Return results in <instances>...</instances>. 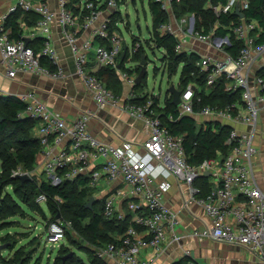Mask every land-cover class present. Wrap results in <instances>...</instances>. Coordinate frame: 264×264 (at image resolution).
Masks as SVG:
<instances>
[{"label":"built area","instance_id":"1","mask_svg":"<svg viewBox=\"0 0 264 264\" xmlns=\"http://www.w3.org/2000/svg\"><path fill=\"white\" fill-rule=\"evenodd\" d=\"M156 1L169 16V21L157 30L161 36L171 34L176 37L178 53L191 52L187 46L189 36L222 51L231 44L229 36H217L215 32L204 33L197 29L195 13L177 17L175 5L180 0ZM68 4L69 0H59L58 11H54L42 1L19 0L11 12L21 8L40 15L31 37L40 34L42 47L37 52L25 39L13 38L5 23L6 16H0V56L9 78H16L20 73L62 77L64 67L54 45L52 31L53 21L58 18L71 46L76 73L97 108L122 107L133 118L143 122L145 139L142 144L128 140L114 145L101 141L90 132L89 121L96 116L95 113H80L69 124L34 92L18 97L25 104L22 115L37 122L35 131L42 145L41 161L34 171L40 170L53 185L64 180L86 178L87 186L95 192L104 182L112 184L122 180L123 186L113 188L105 195L103 213L109 219L124 220L129 211L132 219L116 242L100 249L98 256L109 264H150L149 260L140 259L141 250H156L158 253L169 237L177 240L179 219L166 204V196L177 181L190 186V197L185 202L187 208L191 202H197L210 218L204 229L193 232L196 238L246 247L264 262V190L257 181L253 163L258 152L255 137L259 132L264 134L260 127L264 113V39L259 41L264 27L256 20L242 17L233 28L237 40L242 42L239 54H224L222 57L199 54L197 66L206 73V92L211 94L222 87L225 93H238L240 98L224 106L200 105L202 100L197 96L199 86L190 83L180 89V103L172 111L167 109L159 95L149 94L146 100L136 101L139 96L133 88L137 74L117 68L125 38L119 32H111V16L94 29L90 38L79 43V30L91 27L102 10L94 2L82 0L80 7H86L89 13L75 14ZM249 6V0H227L219 4L207 0L206 4V8L217 16L229 14L236 8L245 11ZM119 7L117 0H108V10L114 12ZM97 38L107 41V44L98 43ZM141 41L136 43L133 51L140 47ZM92 51L95 52L96 69L91 66ZM42 58L52 66L43 64ZM106 67L115 68L121 79L131 86L126 102L99 76L98 70ZM155 97H159L160 102H156ZM197 105H200L199 109H196ZM195 115L204 119L205 122L200 124L205 129L212 126L216 131L217 124L225 126V122H236L250 130L230 128L226 141L230 151L222 162L208 158L199 164H191L184 136L174 134L169 123ZM207 172L211 173L214 181L210 191L203 194V189L195 183ZM21 174L20 170L13 172L14 177ZM38 181L40 185L42 179ZM47 200L45 192L38 195L39 203L44 204ZM120 203L125 204L127 210L119 208ZM68 227L72 228V222L66 224L57 219L49 223L47 242L51 247L60 246ZM0 264H5L1 258ZM187 264L200 263L191 258Z\"/></svg>","mask_w":264,"mask_h":264},{"label":"trees","instance_id":"2","mask_svg":"<svg viewBox=\"0 0 264 264\" xmlns=\"http://www.w3.org/2000/svg\"><path fill=\"white\" fill-rule=\"evenodd\" d=\"M87 1L94 2L96 6L100 3L99 0ZM117 1L119 6L128 2V0ZM148 1L153 17V30L150 33V38L143 43L139 37H133L132 45L126 47L127 53L125 59L121 62V69L130 74L135 73L138 75L142 68L140 64L142 56L144 54L147 56L146 48H162L165 51L162 58L163 69L166 71L174 69V72H176L177 68L182 65L178 88L184 89L190 83L197 84L199 86L197 96L202 100L200 105L224 106L226 103L233 102L238 97L240 98L238 93H225L222 87L216 88L211 94L206 92V73L201 71L197 66L200 55L195 53H178L176 51V37L171 34L164 36L159 34L158 27L169 21L168 13L161 8L156 0ZM180 1V3L175 5L176 16L182 17L192 13H195L196 16H201L202 21L196 22V28L204 31V33H210L219 24L220 26L215 29V33L217 36H229L231 44L226 47V50L233 56L239 54L242 46V42L237 40L233 32L234 26L242 18L241 15L236 14L237 11L247 20H256L264 27V0H249L250 6L247 10L241 11L239 8H236L233 12L222 14L221 16H217L212 10L206 8L207 0ZM212 1L215 4H219L225 3L227 0ZM81 2L82 0H69L68 8L75 14H88L89 9L86 7L82 9L80 7ZM107 2L108 0H105L104 4L99 5L101 10L107 8ZM118 13L119 8L111 14V31L119 29ZM39 19V14L18 8L6 16L5 23L7 27L12 29L11 36L13 38L22 39L24 33L23 25L29 27L35 26ZM263 39L264 32L261 34L259 41ZM98 40L104 44L97 38ZM138 41L142 43L136 51H133ZM42 43V37H36L27 44L38 52L42 47ZM146 60L148 64V56ZM42 63L52 66L45 58H42ZM127 63H130L131 66L127 67ZM98 74L104 80L107 87L111 88L119 97H122V79L115 68H102L98 71ZM262 75H264V70L262 71ZM145 78H147V75L140 85H135L133 88L139 96L136 101L146 100L149 95L148 93L140 92ZM155 100L156 102H160L159 97H155ZM165 103L168 110L173 111L175 109L170 94L168 100L165 99ZM200 105H197L196 109H199ZM24 110L25 104L19 98L15 96H0V160L2 162L0 172V220L9 219L20 213L22 208L19 201L31 210L39 211L42 215H45L41 207L42 204L37 201L38 195L41 192H45L48 200L44 204L48 206L50 212L53 214L54 220L52 221L68 217L69 219L66 221L72 222V229L83 238V244L79 245V250L87 255V260L91 264H109L98 256V251L110 243L116 242L115 236L123 234L127 230L130 219L118 220L117 218L109 219L105 217L103 213V199L97 200L93 204L92 209L87 208L89 199L94 196V190L87 186L86 178L64 180L58 185H53L47 177H44L39 185V181H22L19 177L13 176V172L18 171L19 168H22L27 173H31L41 161L40 151L42 145L35 131L37 122L30 117L22 115ZM169 126L174 134L184 136V146L188 161L191 164H199L208 158H215L222 162L230 151V146L226 144L231 131L229 126L217 124L216 131L212 129V126L205 129L203 126L199 127L196 120L190 116H184L176 122H170ZM199 180L203 182V189L205 190L203 194L205 192L208 193L212 186L207 183L209 178L205 176ZM8 186L13 188L15 196L12 193H6L1 198L5 188ZM67 235L68 230L66 237ZM61 246L62 243L55 248L60 250ZM23 256L24 253L17 251L15 258H8L4 255H0V258L5 264H20L21 260V264H23ZM31 259L32 256L26 264ZM184 261L182 260L174 264H182ZM52 264H87V262L84 258L76 256L65 248L55 257Z\"/></svg>","mask_w":264,"mask_h":264},{"label":"crops","instance_id":"3","mask_svg":"<svg viewBox=\"0 0 264 264\" xmlns=\"http://www.w3.org/2000/svg\"><path fill=\"white\" fill-rule=\"evenodd\" d=\"M18 1L19 0H0V16H8L11 13V9L18 4ZM33 1L45 2L52 10L58 11L59 0ZM104 1L105 0H99V5L104 4ZM112 13L111 10L104 8L91 27L79 30V43H83L85 39L90 38L93 35L94 29L100 26V24L108 16H111ZM219 26V24L216 25L215 29L219 28ZM23 27V39L27 38L32 41L40 35L37 34L35 37H31L33 32L36 31L34 26L29 27L23 25ZM215 29H212L211 32H215ZM52 31L54 38L53 42L59 54L61 64L64 67L65 74L60 78H53L51 76L34 73H20L16 78H9L6 76L0 56V96H15L18 98L20 95L34 92L37 97L45 102L52 110L65 117L69 124L72 123L80 113L89 111L95 113L96 116L92 117L89 121V130L94 136L105 143L120 145L124 141L130 140L137 144H142L145 139L143 122L133 118L122 107L99 110L94 99L87 91L82 79L76 73L71 46L58 18L53 21ZM111 32L115 33L120 31L118 29ZM100 40L104 44H107V41L103 39ZM97 42L101 43L99 40ZM127 46L129 45L124 42V49ZM187 46L191 50L190 53L187 52L188 54H213L220 57L224 56V54H231L227 50H218L214 46L199 42L194 37L188 39ZM90 54L91 66L96 69V63L94 61L95 52L92 51ZM126 66L130 67L131 65L127 63ZM121 82L123 86L121 94L122 101L126 102L131 86L124 80H121ZM191 117L196 120L199 127L203 126L200 124L201 122H205L202 117L197 115ZM225 125L240 131L250 130L248 126L236 122H225ZM260 127L261 130L262 128L264 129V113L261 116ZM255 144L258 148V152L253 158L254 170L257 181L264 190V134L259 132V134L256 135ZM208 178L209 180L207 183L210 185L212 181H214V178ZM195 184L203 189L202 180H197ZM118 186H123L122 180L120 179L112 184L104 182L97 192L94 191V197H96L97 200L103 199L104 206L105 195ZM204 191L203 189V192ZM206 193L207 192H205V194ZM188 197H190V186L187 183L179 184L175 181L173 188L166 196V204L178 216V239L172 240L171 237H169L158 253L156 250H141L139 254L140 259L149 260L150 264H174L182 260H185L182 264H187L191 258H194L200 264H208L201 260L202 258L208 257L207 254L204 256L202 249L211 244L224 250H227L228 245L244 248L249 253L247 257L250 262L248 264H264L261 259L246 247L219 242L208 238H196L193 232L195 230L204 229L210 223V218L204 207L197 202H191L190 206L187 208L185 202ZM119 208L127 210L126 205L123 203L119 204ZM127 218L130 220L132 219V214L129 211ZM120 235L122 234L115 236V238L118 239ZM209 252L212 253L211 251Z\"/></svg>","mask_w":264,"mask_h":264},{"label":"rangeland","instance_id":"4","mask_svg":"<svg viewBox=\"0 0 264 264\" xmlns=\"http://www.w3.org/2000/svg\"><path fill=\"white\" fill-rule=\"evenodd\" d=\"M196 17L197 22L202 21L201 16L197 15ZM117 18L119 19V33L124 36L127 45H132L133 37H139L143 43L150 38V33L153 30V17L148 0H136L134 2L128 0L127 3L119 7ZM188 39H190V36ZM146 49L148 56V74L140 92L159 95L164 102L165 99L168 100L169 98L168 89L172 85L178 87L180 84L183 66H179L176 72H174V69L172 71H166L162 67V58L165 54L164 49ZM1 164L2 162L0 160V172ZM19 170L22 174H29L31 177L30 181H38L45 177L40 173V170H33L31 173H27L22 168H19ZM6 193H12L14 195L13 188L11 186L6 187L1 198ZM19 202L22 208L20 213L9 219L0 220V248L1 246H6V248L0 251L5 257L15 258V253L21 251L24 253L23 264H26L31 256L32 259L28 264H52L55 257L66 248L76 256L84 258L87 264H91L87 260V255L79 250V245L83 244V238L74 229L68 227V235L62 242L60 250L51 247L52 245L47 242L48 225L54 219L53 214L46 204L41 205L45 213V215H42L39 211L31 210L24 203ZM65 218L59 219L67 224L69 221L66 220L69 218ZM202 252L204 256L207 254L208 257L202 258L201 260L208 264H248L250 262L247 257L249 254L248 251L236 246L228 245L227 250H224L209 244V246L207 245L206 248L202 249Z\"/></svg>","mask_w":264,"mask_h":264},{"label":"water","instance_id":"5","mask_svg":"<svg viewBox=\"0 0 264 264\" xmlns=\"http://www.w3.org/2000/svg\"><path fill=\"white\" fill-rule=\"evenodd\" d=\"M113 11H115V10H113ZM236 14L241 15V16L243 17V15H242L239 11H237ZM38 37H41V36L39 35ZM25 41H26L27 43L30 42V40L27 39V38H25ZM126 53H127V48H125V49L123 50V52H122V56H121V60H120V62H119V64H118V67H117V68H121V62L125 59V57H126ZM146 58H147V56L144 54V55L142 56L141 63H140L142 68H141L140 73H139V74L137 75V77H136L135 85H140L141 82L143 81L144 77H145V76L147 75V73H148V70H147L148 64H147V60H146ZM168 93H169L170 95H172V97H173L172 102H173V104H174L175 106H177V105L180 103V96H181L182 90H180L177 86L172 85V86L168 89ZM205 176H206V177H210V176H211V173L207 172V173L205 174ZM18 177H19L22 181H29V180H31V177L29 176V174H21V175H19ZM96 201H97V198L94 197V196H92V197L89 199L88 203H87V208L92 209L93 204H94ZM4 248H6V246H1L0 249H4ZM70 255H72V254H70Z\"/></svg>","mask_w":264,"mask_h":264}]
</instances>
